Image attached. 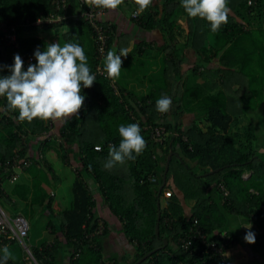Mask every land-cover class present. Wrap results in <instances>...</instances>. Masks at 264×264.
Instances as JSON below:
<instances>
[{"label": "trees", "instance_id": "trees-1", "mask_svg": "<svg viewBox=\"0 0 264 264\" xmlns=\"http://www.w3.org/2000/svg\"><path fill=\"white\" fill-rule=\"evenodd\" d=\"M69 2L71 16L49 22L39 17L56 10L55 0H0V76L10 74L15 54L34 55L54 43L39 31L78 24L93 34L86 19L72 16L80 0ZM228 7L227 23L213 32L205 19L189 17L181 0H152L132 18L145 31L158 29L163 42L143 38L130 47L115 44L116 23L99 16L113 26L102 54L93 38V48H86L84 37L69 28L65 39L80 42L96 77L90 88L82 87L79 116L20 122L0 97V204L11 216L27 218V245V214H46L51 235L29 245L33 257H11L8 264H131L155 248L137 264H232L227 248L239 239L240 218L255 221L264 213V0H228ZM181 14L185 26L178 23ZM187 47L195 53L188 55ZM125 48L135 60L127 67L122 63L120 76L109 79L107 52ZM127 72L150 74L153 84L141 92L125 86ZM162 96L172 100L163 114L155 107ZM186 113L195 115L192 123L184 121ZM129 123L140 126L144 151L105 168L109 145H119V126ZM170 151L156 231L158 190ZM68 177L70 196L61 184ZM108 213L120 220L135 248L123 260L104 252ZM14 239L0 231V246ZM213 240L221 250L210 248ZM257 246L264 264V234L255 237Z\"/></svg>", "mask_w": 264, "mask_h": 264}, {"label": "clouds", "instance_id": "clouds-1", "mask_svg": "<svg viewBox=\"0 0 264 264\" xmlns=\"http://www.w3.org/2000/svg\"><path fill=\"white\" fill-rule=\"evenodd\" d=\"M123 0H85L90 8L115 10ZM152 0H135L138 13H143ZM181 6L191 18L205 19L213 32L227 23L228 0H181ZM93 35V34H92ZM94 39V37H93ZM128 50L121 49L119 54L109 50L104 59L105 71L109 79L120 76L121 57H127ZM37 63L30 64L24 70V61L19 54L14 56V64L7 66L10 74L0 76V97H6L9 111L18 112V121L63 120L79 116L84 104L82 87L90 88L96 77L91 74L85 51L78 43L47 44L45 50L39 48L34 53ZM172 100L162 96L156 101V110L167 113ZM121 137L118 147L109 145V159L105 168L111 169L117 163L134 160L142 154L146 141L141 128L136 123L121 124L118 128ZM251 229V225H244ZM247 243H255V234L248 231L244 237ZM11 253L7 247L2 250L0 264H8Z\"/></svg>", "mask_w": 264, "mask_h": 264}, {"label": "crops", "instance_id": "crops-1", "mask_svg": "<svg viewBox=\"0 0 264 264\" xmlns=\"http://www.w3.org/2000/svg\"><path fill=\"white\" fill-rule=\"evenodd\" d=\"M131 4L132 3L130 2L123 1V3H121L117 9L115 10L104 9L100 15V18L104 20L110 19L116 23V31H117L116 35L117 36L115 38L116 40L114 43L117 44L118 43L117 41L120 40L121 44L125 43L126 45L128 44V46L130 47L133 45V43L138 42L142 40L143 38H146L148 40L156 39V40H159V43H162L163 38L158 29H151V30L145 31L141 29L140 27H138L135 20H133L134 18H132L134 10L131 9ZM178 23L180 25L185 26L186 14H181L179 16ZM74 27L76 28L75 33H78L80 34L81 37H84V39L83 38L82 39L85 40V43H86L85 47L93 48L94 46L93 39H92L93 35L89 31H86L84 28L78 29V24L76 25L67 24L63 26V30L65 32H62V35L65 36L66 35L65 33H67V31L70 30L69 28H74ZM186 37H187L186 34L181 36V40L186 41ZM65 43H69V41L66 40ZM79 45H81L80 42H79ZM186 50L188 52V55L189 54L192 55L195 53L193 49L190 47H187ZM190 57H193V56H190ZM121 60L123 61L122 63H124V65L126 64V67H127V65L133 62L135 58L132 57V54H128L127 57L122 56ZM159 60L161 61L162 58H159ZM140 66H141V63H140ZM157 70L153 72L154 75L159 72V70L158 71ZM136 75L132 74V76L134 77L124 76V78H126L125 80L126 82L124 83L125 86L134 85L136 88L135 90L141 92V91L148 90L150 88V85L153 84L152 82L153 80L149 79L150 74L148 76H145V75L142 76V74L137 75L139 76L140 81H143V83H137L135 79ZM151 77L154 78L155 76L152 75ZM258 114H259L258 109H256L255 110V120L259 119ZM194 116H195L194 114L186 113L183 116L184 121H186V123L188 124L192 123ZM251 173L252 171L250 170L246 171L245 177H248ZM107 217L110 221L109 223L110 228H109L108 234L105 236L103 240V248H104L105 254L106 255L117 254L119 256V259L121 260H123L128 253L130 254V256H132L135 248L128 241L125 233L123 232L122 224L120 220L114 214L108 213ZM240 219H241L240 220L241 223L239 224L238 230H237L239 234V239L234 244H232V246L227 248L228 249L227 254L230 259V262L232 264H241L242 262L258 261L257 263L261 264L262 263L261 259H263L262 258L263 251L258 249V248H261V246L255 247V243H247L244 237L249 230L255 234V237L264 234V213L260 217L259 220L256 219L255 221H252V220L243 221L242 218ZM244 225H251V229L244 227Z\"/></svg>", "mask_w": 264, "mask_h": 264}, {"label": "built area", "instance_id": "built-area-1", "mask_svg": "<svg viewBox=\"0 0 264 264\" xmlns=\"http://www.w3.org/2000/svg\"><path fill=\"white\" fill-rule=\"evenodd\" d=\"M130 2H135V0H126ZM56 3V10L52 11L49 15L42 16L44 20H41L42 18L39 17L40 21H49V22H60L63 20L68 19L71 16V13L67 9L69 6H71L69 0H55ZM81 7L77 9V12H73L72 16L77 17L78 19H86L89 25L92 28L93 31V37L96 44L97 51L102 54L107 49V41L113 33V26L112 23L109 22H103L99 20V16L103 12L104 8H97L95 6H92L91 8L86 4L85 0H80ZM67 7V8H66ZM66 8V9H65ZM138 8H135L133 11V15L137 16L139 13L137 11ZM11 39L14 40L15 36L14 34L11 35ZM24 61V66L28 67L30 64H33L34 62V55H25V54H19ZM97 70H101V65L98 64ZM114 86L115 83H113ZM1 116V115H0ZM161 130H165V127H162L161 129H157V134L160 135ZM96 148H100V145H96ZM17 174L14 173L12 176V180L16 179ZM166 195H171V190H167ZM29 229V222L27 218L20 214L17 216H11L0 204V231L7 233L9 237H16L21 241L25 249L27 250L28 256L33 257L32 252L30 250L29 245L25 242V236L28 233ZM225 233H222L221 235H224ZM221 245H218V241L213 240L210 243V248L214 250H221Z\"/></svg>", "mask_w": 264, "mask_h": 264}, {"label": "rangeland", "instance_id": "rangeland-1", "mask_svg": "<svg viewBox=\"0 0 264 264\" xmlns=\"http://www.w3.org/2000/svg\"><path fill=\"white\" fill-rule=\"evenodd\" d=\"M59 32H56V30L54 28H52V29L50 28V29H45L43 31H39V34H43L50 41H53L54 43H59L61 46H63L65 44L66 39L62 35V32H65V31L63 30V28L62 29L60 28ZM124 66H126V64ZM185 66H186V64H185ZM125 71H127V70L124 69V72ZM125 76L134 77L129 72H127ZM135 79H136L137 83H143V81H140L139 76H136ZM243 117H244L243 120L246 121V116H243ZM202 127L206 128V124H202ZM72 180L73 179L68 177V178H66V180H63V183H61L63 186L62 187L63 194H65L66 196H70V190L72 187ZM69 187H70V189H69ZM163 199L164 198H162V200ZM189 201L192 202L191 200H189ZM5 208L7 210H9L10 212H12L11 209H8L7 207H5ZM27 216H28V219L30 221L29 238H27L28 245L32 246L35 243L41 242L43 239H50L51 235L47 229V215L38 211L34 214H27ZM4 247H7L9 249V251L11 253V257L14 258L15 260H21L27 254V250L21 244V241L19 239H14L13 241H11L9 243H6V244L0 246V251H2Z\"/></svg>", "mask_w": 264, "mask_h": 264}, {"label": "water", "instance_id": "water-1", "mask_svg": "<svg viewBox=\"0 0 264 264\" xmlns=\"http://www.w3.org/2000/svg\"><path fill=\"white\" fill-rule=\"evenodd\" d=\"M171 154H172V151H170L169 155L167 156V160H166L165 168H164V172H163V181H162V183H161V185L159 187V190H158V201H157V205H158L159 212H158V220H157V225H156V231L159 230V219H160V214H161V206H160L161 205V201H160L161 200V189L164 186V184L166 183V175H167V170L169 168ZM218 168H215L213 170H217ZM166 242H167V239H165V243ZM156 249L157 248L150 250L148 253H146L145 255H143L142 257H140L139 259H137L136 261H134L132 264H137V263L141 262L143 259H145L150 253H152Z\"/></svg>", "mask_w": 264, "mask_h": 264}]
</instances>
